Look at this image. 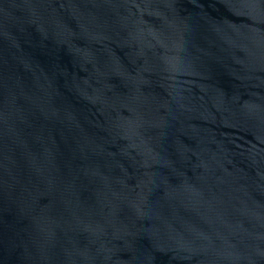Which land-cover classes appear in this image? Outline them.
Segmentation results:
<instances>
[{
    "label": "water",
    "instance_id": "95a60500",
    "mask_svg": "<svg viewBox=\"0 0 264 264\" xmlns=\"http://www.w3.org/2000/svg\"><path fill=\"white\" fill-rule=\"evenodd\" d=\"M0 264H264V0H0Z\"/></svg>",
    "mask_w": 264,
    "mask_h": 264
}]
</instances>
